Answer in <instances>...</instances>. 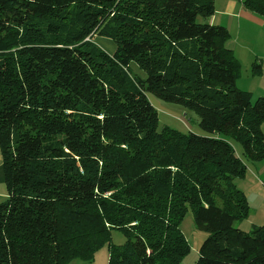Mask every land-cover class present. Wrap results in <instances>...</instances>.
Segmentation results:
<instances>
[{"label":"trees","instance_id":"obj_1","mask_svg":"<svg viewBox=\"0 0 264 264\" xmlns=\"http://www.w3.org/2000/svg\"><path fill=\"white\" fill-rule=\"evenodd\" d=\"M243 3L264 15V0ZM214 12V0H0V264L90 261L104 245L108 264H181L189 208L208 233L195 264H264V223L234 225L250 211L235 179L264 159V96L237 86ZM150 95L195 112L204 133L158 128Z\"/></svg>","mask_w":264,"mask_h":264},{"label":"rangeland","instance_id":"obj_2","mask_svg":"<svg viewBox=\"0 0 264 264\" xmlns=\"http://www.w3.org/2000/svg\"><path fill=\"white\" fill-rule=\"evenodd\" d=\"M212 18L213 15L208 18V21L215 23ZM199 20L202 21L204 19L200 16ZM94 39L109 54H112L116 49V42L112 38L97 34ZM132 69L141 76H146L145 72L137 64L133 63ZM150 97L158 110V128H162L163 125H169L184 132L204 133L198 124L199 116L195 112L186 109L181 104L166 102L151 95ZM254 98L256 97L254 96ZM239 150L241 152V147H239ZM245 161L247 170L244 176L235 179V183L246 194L250 211L247 216L236 220L234 225L246 231H251L255 227L254 225L264 223V159L261 161L245 159ZM180 227L190 246L189 252L183 257L181 264H195L200 255V247L207 238L208 233L197 227L191 208L186 212ZM111 240L115 244H123L126 242L127 237L122 230L113 229ZM108 261L109 249L107 245H104L96 252L92 260L85 261L77 258L73 259L69 264H108Z\"/></svg>","mask_w":264,"mask_h":264},{"label":"crops","instance_id":"obj_3","mask_svg":"<svg viewBox=\"0 0 264 264\" xmlns=\"http://www.w3.org/2000/svg\"><path fill=\"white\" fill-rule=\"evenodd\" d=\"M214 8L213 22H219L230 30L227 45L242 63L237 86L252 91L255 97L264 96V15L248 9L243 0H214ZM255 62L261 67L257 74L252 72ZM6 196L0 151V201Z\"/></svg>","mask_w":264,"mask_h":264}]
</instances>
